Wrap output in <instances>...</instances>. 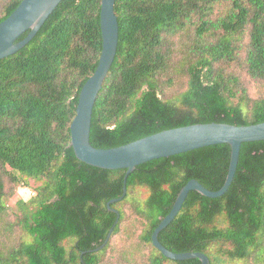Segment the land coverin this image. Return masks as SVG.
<instances>
[{
	"label": "trees",
	"instance_id": "obj_1",
	"mask_svg": "<svg viewBox=\"0 0 264 264\" xmlns=\"http://www.w3.org/2000/svg\"><path fill=\"white\" fill-rule=\"evenodd\" d=\"M21 1L8 0L0 22ZM100 10L101 0H62L25 47L0 60V210H11L6 184H38L27 201L16 202L20 236L0 247V264H103L125 206L143 223L149 264H201L165 258L151 235L188 181L210 191L223 186L226 144L138 165L126 195L110 205L120 217L106 246L94 251L115 223L107 203L122 196L126 173L86 165L69 145L80 90L102 49ZM114 13L118 46L93 106L92 147L116 148L195 124L264 122V0H115ZM188 32L191 44L175 63L172 40ZM158 241L173 253H202L210 264H264V141L241 145L224 195L189 192Z\"/></svg>",
	"mask_w": 264,
	"mask_h": 264
},
{
	"label": "water",
	"instance_id": "obj_2",
	"mask_svg": "<svg viewBox=\"0 0 264 264\" xmlns=\"http://www.w3.org/2000/svg\"><path fill=\"white\" fill-rule=\"evenodd\" d=\"M61 1L22 0L16 9L0 22V60L25 47L36 36ZM114 4L115 0H101L100 30L102 49L94 73L80 90L75 117L70 124L69 145L80 162L103 170L124 169L126 171L122 196L107 203L108 210L116 214L115 223L104 243L94 251H99L106 246L120 217L116 210L110 208V205L121 201L126 195L127 177L138 165L212 145L226 144L230 147V160L223 186L218 191H210L197 180L188 181L177 194L170 212L161 220L151 235L153 247L169 260L197 259L201 264H210L209 259L202 253H173L167 250L158 241V235L179 213L189 192L194 191L211 199L224 195L234 179L241 145L243 143L264 141V122L249 126L221 123L195 124L164 130L116 148L97 149L92 147L90 144V128L93 106L113 64L118 46L119 28L114 13ZM27 31L29 32L27 36L17 42L19 37Z\"/></svg>",
	"mask_w": 264,
	"mask_h": 264
},
{
	"label": "rangeland",
	"instance_id": "obj_3",
	"mask_svg": "<svg viewBox=\"0 0 264 264\" xmlns=\"http://www.w3.org/2000/svg\"><path fill=\"white\" fill-rule=\"evenodd\" d=\"M8 0H0V16L2 8ZM193 35L191 32L180 34L173 38L172 43L175 52V63L178 62L185 54V48L191 44ZM177 66V65H176ZM182 84V78L176 80ZM166 93L172 94L175 92L176 85L169 87L165 86ZM254 93L258 95L260 89L256 86L252 88ZM37 182L28 180L26 186H11L6 184V190L9 193V199L6 201V206L11 210H0V247H7L15 244L20 236L17 228H13L16 202L18 200L27 201L34 192ZM140 198L146 195L145 189L137 188L135 191ZM11 194V196H10ZM124 219L119 227V232L115 235L110 243L109 248L103 255V264H149V257L152 254V249L141 242L140 237L143 232V223L135 217L125 206Z\"/></svg>",
	"mask_w": 264,
	"mask_h": 264
}]
</instances>
